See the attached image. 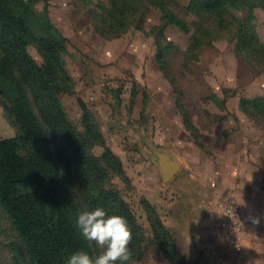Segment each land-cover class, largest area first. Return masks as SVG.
I'll return each mask as SVG.
<instances>
[{
  "label": "rangeland",
  "instance_id": "374dc122",
  "mask_svg": "<svg viewBox=\"0 0 264 264\" xmlns=\"http://www.w3.org/2000/svg\"><path fill=\"white\" fill-rule=\"evenodd\" d=\"M191 1L39 0L37 9L47 6L68 40L66 60L74 83L73 93L62 95L65 110L85 130L87 108L106 145L123 162L128 180L112 175L110 186L122 193L144 237L143 254L131 264H170L151 242L143 200L154 205L190 264L183 240L187 222H181L185 208L190 205L199 214L196 198L211 197L206 205L210 216L219 217L216 231L224 240L221 223L227 214L220 205L232 194L243 221L236 247L225 242L233 261L264 264V63L240 53L238 40L229 34L196 38L199 18L186 10ZM139 8L145 9L141 26L113 24V19L131 20ZM163 8L184 18L189 29L172 23L158 37ZM235 12L251 15L247 9ZM250 17L264 43V8ZM30 52L41 61L34 48ZM16 132L0 101V139ZM155 150L181 163L175 179L164 181ZM102 152L95 148L96 154ZM1 219L0 262L16 264L14 234ZM242 236L246 249L239 243Z\"/></svg>",
  "mask_w": 264,
  "mask_h": 264
},
{
  "label": "trees",
  "instance_id": "16d2710c",
  "mask_svg": "<svg viewBox=\"0 0 264 264\" xmlns=\"http://www.w3.org/2000/svg\"><path fill=\"white\" fill-rule=\"evenodd\" d=\"M38 2L0 0V101L17 130L14 137L0 139V215L14 234L13 260L67 264L79 251L96 257L103 250L82 236L76 221L82 212L102 208L108 215L127 219L132 257L115 264H131L143 254L144 237L132 208L110 186L112 175L128 180L123 162L106 145L87 108L85 130L65 110L62 95L72 94L74 83L66 60L68 40L53 23L48 7L37 9ZM257 7L264 8V0H192L186 10L199 18L196 38L204 41L229 34L238 40L240 53L264 63V43L250 17ZM242 9L251 15L237 16L235 10ZM163 12L165 22L157 29L158 37L172 23L189 29L174 11L163 8ZM144 17L145 9L139 8L131 20L113 19V24L141 26ZM209 23L217 30H210ZM31 48L41 61L33 57ZM96 147L103 152L96 154ZM142 204L152 227V244L170 264H188L154 205L147 200Z\"/></svg>",
  "mask_w": 264,
  "mask_h": 264
},
{
  "label": "clouds",
  "instance_id": "9594fccd",
  "mask_svg": "<svg viewBox=\"0 0 264 264\" xmlns=\"http://www.w3.org/2000/svg\"><path fill=\"white\" fill-rule=\"evenodd\" d=\"M252 222L258 224L259 219L253 218ZM76 226L87 241L95 242L103 251L96 257L85 251L76 252L67 264H115L118 260L126 262L131 259L128 245L133 235L125 217L108 215L104 209L97 208L79 214Z\"/></svg>",
  "mask_w": 264,
  "mask_h": 264
},
{
  "label": "crops",
  "instance_id": "0c3cea01",
  "mask_svg": "<svg viewBox=\"0 0 264 264\" xmlns=\"http://www.w3.org/2000/svg\"><path fill=\"white\" fill-rule=\"evenodd\" d=\"M208 198L209 197L203 199V197H198L196 198L197 202L194 201V203L197 204L199 214L195 212L194 207L187 205L185 208L186 214H184V220H180L182 223L187 222L185 224L186 227L183 233V240L188 250H190V259L188 258L189 263L237 264L236 261H233L234 257L228 250L225 241L220 238L216 231V224L219 217L215 214H213L214 218L213 215L210 216L208 210L209 206H207L206 203H208V201L210 202L211 197L209 199ZM202 199L204 200V204L202 203ZM208 214L210 216L209 218ZM239 243L244 249H246L248 245L247 238L242 236ZM155 249L156 248L153 247V250ZM160 257L163 261L168 262L161 251Z\"/></svg>",
  "mask_w": 264,
  "mask_h": 264
},
{
  "label": "built area",
  "instance_id": "2783aa9c",
  "mask_svg": "<svg viewBox=\"0 0 264 264\" xmlns=\"http://www.w3.org/2000/svg\"><path fill=\"white\" fill-rule=\"evenodd\" d=\"M220 207L224 209L227 214L226 220L221 223V232L224 235V241L230 245L234 243L236 247L239 233L243 228V221L240 218V207L236 194H232V196L221 204Z\"/></svg>",
  "mask_w": 264,
  "mask_h": 264
},
{
  "label": "water",
  "instance_id": "95a60500",
  "mask_svg": "<svg viewBox=\"0 0 264 264\" xmlns=\"http://www.w3.org/2000/svg\"><path fill=\"white\" fill-rule=\"evenodd\" d=\"M155 156L157 158V163L163 175L164 181L169 182L175 179L181 171V163L174 159L169 153L164 151L155 150Z\"/></svg>",
  "mask_w": 264,
  "mask_h": 264
}]
</instances>
